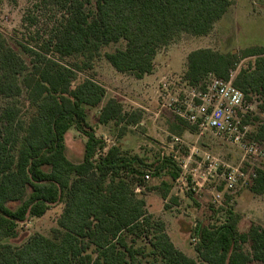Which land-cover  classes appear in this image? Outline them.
<instances>
[{
	"label": "trees",
	"instance_id": "obj_1",
	"mask_svg": "<svg viewBox=\"0 0 264 264\" xmlns=\"http://www.w3.org/2000/svg\"><path fill=\"white\" fill-rule=\"evenodd\" d=\"M233 0H36L48 10L45 41L40 49L24 46L27 61L0 31V96L13 99L27 90L31 113L20 118L17 106L0 113V237L16 235L27 216L42 217L50 205L65 200L54 239L35 235L22 247L0 243V264H144L145 247L129 245L127 234L154 230L152 254L168 264H198L179 250L161 221L153 222L137 187L151 173H170L171 181L150 187L162 198L170 195L180 169L172 159L148 166L137 155L128 157L119 145L96 158L104 143L88 124L89 109L100 108L98 123L137 125L140 111L126 113L116 98L102 105L105 88L86 79L75 85L77 72L89 69L102 50L125 42L124 49L105 58L120 73L142 79L154 71L158 51L182 33L208 35L232 6ZM32 24L35 18L32 19ZM82 57V66L64 65V58ZM255 58L247 69L241 60ZM247 98L262 97L264 110V48L242 54L198 49L187 58L184 79L195 85L208 74L230 79ZM76 127L86 136L80 163L65 153V137ZM192 129L196 127L192 126ZM252 139H256L252 134ZM264 139V125L257 140ZM251 190L264 195V171L258 170ZM19 203L17 207L14 204ZM139 231V232H138ZM199 259L206 264H264V228L252 224L240 232L238 218L229 212L220 224H199Z\"/></svg>",
	"mask_w": 264,
	"mask_h": 264
},
{
	"label": "rangeland",
	"instance_id": "obj_2",
	"mask_svg": "<svg viewBox=\"0 0 264 264\" xmlns=\"http://www.w3.org/2000/svg\"><path fill=\"white\" fill-rule=\"evenodd\" d=\"M49 11L38 9L36 0H0V31L8 43L27 63L31 57L24 46L40 49L45 41ZM35 18L32 24V18ZM125 42L105 47L101 57L93 61L91 68L77 72L75 85L91 79L106 90L102 105L109 99L119 100L126 113L140 111L142 120L137 125L98 123L100 108L89 109L88 124L95 135L104 143V149L98 150L96 158L106 153L110 147L119 145L122 153L128 157L137 155L148 166L164 158L175 161L180 169V177L186 179L188 188L184 192L175 189L173 182L170 195L163 199L160 191L150 187L158 186L163 180L171 181L170 173L159 176L149 174L144 186H138V194L146 200V211L153 222L161 221L166 233L175 246L198 264L202 262L196 252L200 237L196 233L199 224H220L229 212L238 218L240 232H248L252 224L264 228V195L251 190L254 180L248 186L235 191L227 190L224 173L245 170L249 175L258 170L264 171V139L257 140V134L264 125V110L248 119L250 138L259 149L254 157L255 165L245 156V152L211 134L199 136L178 111L185 100V90L190 86L202 87L205 77L195 85H189L184 75L187 71L189 54L198 49H212L222 54L264 48V0H233L227 13L206 36L180 34L167 47L161 48L154 60V71L138 79L131 73L117 72L105 58L107 53L124 49ZM82 57L64 58V65L74 67L84 64ZM255 58L241 60L238 69H247ZM238 70L232 74L236 76ZM21 96L9 99L0 96V113L8 106H17L21 110L20 118L28 121L32 112L27 101V90L23 88ZM87 138L76 127H72L65 137L66 156L77 164L83 161ZM179 177V178H180ZM178 178V179H179ZM223 194L220 203L214 202V194ZM19 203L14 204L17 207ZM46 214L40 218L27 216L19 222L17 233L12 237H0V243L22 247L35 235L54 239L60 234L59 220L65 208V200L50 205ZM139 232V231H138ZM154 230L148 227L134 235L127 234L129 245L135 248L145 247L141 259L144 264H168L152 254ZM253 264H260L254 262Z\"/></svg>",
	"mask_w": 264,
	"mask_h": 264
},
{
	"label": "built area",
	"instance_id": "obj_3",
	"mask_svg": "<svg viewBox=\"0 0 264 264\" xmlns=\"http://www.w3.org/2000/svg\"><path fill=\"white\" fill-rule=\"evenodd\" d=\"M235 76L230 79L218 78L214 74H208L202 87L190 86L185 90V100L178 114L191 126L199 131V136L211 134L245 152V156L253 159L246 161L255 165V158L259 149L255 143L249 141L250 133L248 119L257 115L262 105L260 95H246L234 86ZM105 154V153H104ZM226 189L235 191L238 188L248 186L257 177L256 172L250 175L243 169L226 171L224 173ZM149 179V175L145 177ZM184 192L188 186L186 179H177L175 189ZM223 194L219 191L214 194V202L220 203Z\"/></svg>",
	"mask_w": 264,
	"mask_h": 264
}]
</instances>
